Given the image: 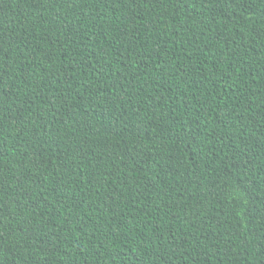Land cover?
<instances>
[{"label": "trees", "instance_id": "trees-1", "mask_svg": "<svg viewBox=\"0 0 264 264\" xmlns=\"http://www.w3.org/2000/svg\"><path fill=\"white\" fill-rule=\"evenodd\" d=\"M0 264H264V0H0Z\"/></svg>", "mask_w": 264, "mask_h": 264}]
</instances>
